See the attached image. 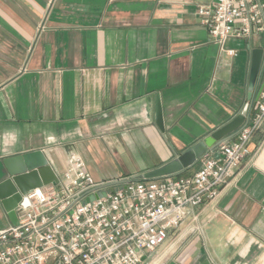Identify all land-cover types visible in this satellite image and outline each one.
<instances>
[{
	"label": "crops",
	"instance_id": "0c3cea01",
	"mask_svg": "<svg viewBox=\"0 0 264 264\" xmlns=\"http://www.w3.org/2000/svg\"><path fill=\"white\" fill-rule=\"evenodd\" d=\"M212 1L0 0V182L30 153L58 178L77 155L114 192L165 177L145 178L246 105L249 115L264 36L214 41L197 15ZM198 213L144 264H264V123L235 177ZM11 225L0 201V229Z\"/></svg>",
	"mask_w": 264,
	"mask_h": 264
},
{
	"label": "built area",
	"instance_id": "2783aa9c",
	"mask_svg": "<svg viewBox=\"0 0 264 264\" xmlns=\"http://www.w3.org/2000/svg\"><path fill=\"white\" fill-rule=\"evenodd\" d=\"M197 15L220 45L264 36V0H213L199 5ZM259 82V96L236 137L208 149L191 174L126 181L110 192L73 155L58 184L28 191L29 205H18L16 224L0 229V264L146 263L187 219L198 222L199 207L217 198L247 156L264 123V50Z\"/></svg>",
	"mask_w": 264,
	"mask_h": 264
},
{
	"label": "water",
	"instance_id": "95a60500",
	"mask_svg": "<svg viewBox=\"0 0 264 264\" xmlns=\"http://www.w3.org/2000/svg\"><path fill=\"white\" fill-rule=\"evenodd\" d=\"M262 53V50L258 51V56L252 66L250 78L251 90L255 86V82L259 73ZM249 96H251V94ZM247 111L248 105H246L243 111L239 115H237L229 124L215 131L209 137L196 143L177 159L149 173L145 176V178L155 179L163 176L179 174L190 166L194 165L208 151V149L215 147L217 144L227 138L231 133H235L240 130L245 122ZM33 157H38L37 163H31V159ZM24 159L26 163L25 168L22 167L20 169H8V177L0 182V201H2L5 209L8 211L13 225H15L17 222V218L14 212L17 204H21L23 207H27L29 205V202L25 197L28 191L51 183L58 184L59 182L57 175L48 165L47 160L44 158L42 153H30L29 155L24 157L23 160ZM104 195L105 192L100 193L98 197H102ZM93 199L94 197H91L87 199V201ZM145 261L146 257H143L142 262L144 263Z\"/></svg>",
	"mask_w": 264,
	"mask_h": 264
}]
</instances>
